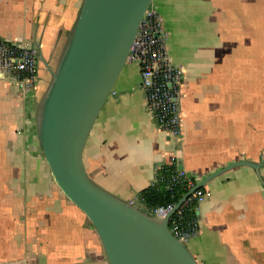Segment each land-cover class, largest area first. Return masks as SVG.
Masks as SVG:
<instances>
[{"label":"crops","instance_id":"crops-1","mask_svg":"<svg viewBox=\"0 0 264 264\" xmlns=\"http://www.w3.org/2000/svg\"><path fill=\"white\" fill-rule=\"evenodd\" d=\"M84 0H0V39L37 49L24 93L0 79V264H109L86 215L55 183L38 137L40 106ZM168 54L184 69L182 136L156 129L138 65L126 62L83 150L89 179L128 202L150 188L172 153L203 186L199 233L184 244L198 264H264V0H153Z\"/></svg>","mask_w":264,"mask_h":264},{"label":"water","instance_id":"water-1","mask_svg":"<svg viewBox=\"0 0 264 264\" xmlns=\"http://www.w3.org/2000/svg\"><path fill=\"white\" fill-rule=\"evenodd\" d=\"M153 0H84L69 44L46 91L38 137L52 177L96 230L109 264H198L168 229V218L195 189L223 171L263 163L238 161L184 194L164 218L147 215L88 177L83 150L127 62L139 24Z\"/></svg>","mask_w":264,"mask_h":264},{"label":"built area","instance_id":"built-area-1","mask_svg":"<svg viewBox=\"0 0 264 264\" xmlns=\"http://www.w3.org/2000/svg\"><path fill=\"white\" fill-rule=\"evenodd\" d=\"M163 19L151 4L146 10L132 43L127 62L138 65L144 107L156 129L172 139L182 136L180 109L184 69L174 64L168 54ZM37 49L33 45L0 39V79L15 84L24 93L31 92L37 82ZM167 159L157 168L150 187L163 185L171 192L177 188L186 194L195 182L178 167L177 158L167 152ZM183 194V195H184ZM208 188L199 187L190 193L168 218V229L182 243L199 233L193 215L196 204L208 199ZM128 205L158 219L170 213L177 202L148 205L141 194L134 195Z\"/></svg>","mask_w":264,"mask_h":264},{"label":"trees","instance_id":"trees-1","mask_svg":"<svg viewBox=\"0 0 264 264\" xmlns=\"http://www.w3.org/2000/svg\"><path fill=\"white\" fill-rule=\"evenodd\" d=\"M184 190L177 188L173 190V196L167 187L163 185H157L150 187L142 192L145 203L148 205H159L166 202H178L184 194Z\"/></svg>","mask_w":264,"mask_h":264}]
</instances>
